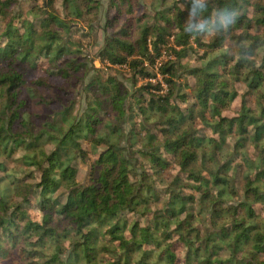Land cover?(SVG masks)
I'll return each mask as SVG.
<instances>
[{"label": "trees", "instance_id": "obj_1", "mask_svg": "<svg viewBox=\"0 0 264 264\" xmlns=\"http://www.w3.org/2000/svg\"><path fill=\"white\" fill-rule=\"evenodd\" d=\"M105 5L0 0V264H264V0Z\"/></svg>", "mask_w": 264, "mask_h": 264}, {"label": "rangeland", "instance_id": "obj_2", "mask_svg": "<svg viewBox=\"0 0 264 264\" xmlns=\"http://www.w3.org/2000/svg\"><path fill=\"white\" fill-rule=\"evenodd\" d=\"M30 0H18V2L23 6L26 7V5L28 4ZM41 1V0H40ZM103 3V6L100 8V10H98V12L96 13V20H95V24H96V31L95 34L91 35L90 38V43L87 45L86 40H83V44H84V48L91 54L94 55L96 53V51L98 50V48L102 45L103 43V38H104V31H103V25H104V21H105V15H106V9H105V3L107 0H101ZM105 5V6H104ZM87 45V46H86ZM94 65L96 67H100L102 68L103 66L101 65V63L98 60L94 61ZM104 71H106L107 73H114V70L104 67L103 68ZM43 73H41L40 71H30L28 72L25 76H24V81L25 84L27 83L28 80L33 79L37 76L42 75ZM191 79V78H190ZM51 81L53 83H60L61 80L59 78H51ZM24 84V85H25ZM235 88L238 91V95L237 97L233 100L231 107L224 111V114L226 115H234L236 113V111L239 109L240 105H241V100H242V96L246 93V86L241 83V82H237L235 84ZM247 100H248V104L251 105L253 107L254 103H255V98L253 95H246ZM76 100L79 101V97H76ZM51 113L50 109L45 108L44 109V114L45 115H49ZM21 151L17 153V156L21 155ZM91 160L95 157V155H91ZM79 160L75 161V167H79ZM85 174V171L83 169H81L79 167L78 169V177L79 179H83ZM38 175V173H37Z\"/></svg>", "mask_w": 264, "mask_h": 264}]
</instances>
